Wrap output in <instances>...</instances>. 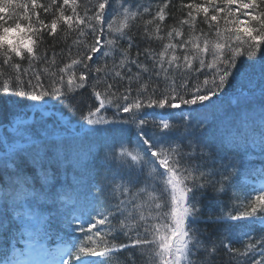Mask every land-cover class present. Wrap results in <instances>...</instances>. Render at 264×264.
<instances>
[{
    "label": "snow or ice",
    "instance_id": "6c2138e0",
    "mask_svg": "<svg viewBox=\"0 0 264 264\" xmlns=\"http://www.w3.org/2000/svg\"><path fill=\"white\" fill-rule=\"evenodd\" d=\"M85 92L67 137L0 141V215L54 257L13 248L0 264H264V167L245 159L264 160V0H0V95L75 111ZM97 132L116 138L103 185L88 179ZM69 163L79 175L57 186ZM54 224L81 235L52 252L39 241Z\"/></svg>",
    "mask_w": 264,
    "mask_h": 264
},
{
    "label": "trees",
    "instance_id": "16d2710c",
    "mask_svg": "<svg viewBox=\"0 0 264 264\" xmlns=\"http://www.w3.org/2000/svg\"><path fill=\"white\" fill-rule=\"evenodd\" d=\"M142 2L147 3L148 0H142ZM71 41H69V44ZM157 42H153L155 46ZM64 47L62 44H57L54 51L57 55V63H60L62 60L66 59V53L61 55L60 49ZM53 54V49L49 46V55ZM244 68L248 67V64L243 65ZM238 95L235 89L233 92L226 97L227 102H231L234 97ZM79 100L84 101V104H81L76 108L75 111H72L67 106L57 104L53 101V106L45 108H33L31 105L34 103L29 100H22L16 96L0 95V141H7L9 145L15 143L18 139V129H26V134L35 135L42 134L44 129H55L56 132L61 137H67L69 134L64 132L61 127L62 120L72 121V128L77 127V123L80 121L81 110L85 107V104L93 102V99L90 97L88 92H85L83 96L78 98ZM33 109H36L34 117L32 118L31 113ZM48 114L41 112L48 111ZM32 118V120H31ZM18 120H31L26 124H17L15 129L12 132L8 131V128L11 127L13 123ZM116 142L115 134H106L104 132H97L94 136L89 137L84 141L85 145H90L93 149L92 154L87 162L88 170V179L89 184H104V176L106 165L102 159V152L105 147ZM4 151L3 143H0V152ZM226 150H221L223 153ZM247 160L248 167L250 169L259 170V168L264 167V160H261L258 152L250 153V158L245 157ZM53 168L56 169V182L57 186L65 183H72L74 176L79 175L78 170L74 169L71 163L67 167L61 165H53ZM25 171L31 175L32 169L31 166H27ZM243 179V177H242ZM261 178L256 175H249V183L245 185L247 189H251L253 186H258ZM105 197H108V189L105 185ZM201 204L203 207L204 215L207 216L209 213H216L218 211L217 198L209 190L202 198ZM202 231H207L208 233H214L217 230V226L205 224L204 222H199L197 225ZM259 232V228L254 230V234ZM79 231L71 232L65 230L58 224H54L51 229V236L48 239H42L39 243L43 244L48 250L55 252L56 249L66 246V241L72 238L80 237ZM36 238L29 236L28 234H23L17 231L16 223L12 221L11 215L7 212L4 215H0V258H4V252H8L11 255L12 249L14 248L18 253H28L25 256L36 255L42 257L54 258L52 255H45L40 252L38 248H32L30 250L29 245L32 244L33 240ZM234 239H236V234H234ZM123 256V254H121ZM22 257V256H21ZM49 258V259H50ZM220 259H225L221 257Z\"/></svg>",
    "mask_w": 264,
    "mask_h": 264
}]
</instances>
